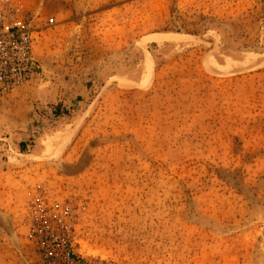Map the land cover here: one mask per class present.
<instances>
[{
  "label": "rangeland",
  "instance_id": "1",
  "mask_svg": "<svg viewBox=\"0 0 264 264\" xmlns=\"http://www.w3.org/2000/svg\"><path fill=\"white\" fill-rule=\"evenodd\" d=\"M6 1L0 264H264V0Z\"/></svg>",
  "mask_w": 264,
  "mask_h": 264
},
{
  "label": "built area",
  "instance_id": "2",
  "mask_svg": "<svg viewBox=\"0 0 264 264\" xmlns=\"http://www.w3.org/2000/svg\"><path fill=\"white\" fill-rule=\"evenodd\" d=\"M50 19L49 23L52 24ZM33 20L28 16L18 15V10L11 7L6 0H0V90H8L22 86L35 72V62L31 53ZM39 215L35 218L38 244L45 249L50 237L47 232V221L51 215L69 216L71 211L67 205L38 204ZM58 216H53L57 218ZM52 238H50L51 240ZM44 250L43 256L53 255Z\"/></svg>",
  "mask_w": 264,
  "mask_h": 264
}]
</instances>
